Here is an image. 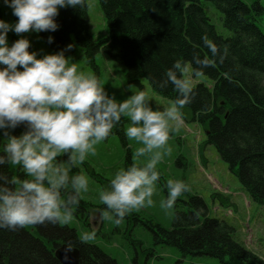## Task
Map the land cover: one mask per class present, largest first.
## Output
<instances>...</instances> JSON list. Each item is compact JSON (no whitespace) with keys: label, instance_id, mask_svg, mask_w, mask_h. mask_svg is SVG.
Wrapping results in <instances>:
<instances>
[{"label":"clouds","instance_id":"9594fccd","mask_svg":"<svg viewBox=\"0 0 264 264\" xmlns=\"http://www.w3.org/2000/svg\"><path fill=\"white\" fill-rule=\"evenodd\" d=\"M17 19L0 18V229L27 225L68 224L79 209L91 176L80 170L97 146L118 130L124 118L125 136L137 144L131 161L121 166L99 192L101 213L117 224L128 214L155 204L162 171L158 167L170 136L184 123V109L194 96L192 76L200 75L208 59L194 58L191 69L177 59L160 80L161 89L172 86L174 98L154 106L149 93L140 90L123 98L110 92L101 78L84 71L68 55L73 44L54 52L33 49L32 33L55 32L61 9L81 11L86 0H2ZM17 39L9 41V33ZM52 43L54 37H47ZM213 56L217 46L205 37ZM227 54L225 47L222 61ZM17 129H20L17 132ZM9 166L22 175H12ZM165 211L191 190L183 179H167ZM96 231L83 234L84 240Z\"/></svg>","mask_w":264,"mask_h":264},{"label":"trees","instance_id":"16d2710c","mask_svg":"<svg viewBox=\"0 0 264 264\" xmlns=\"http://www.w3.org/2000/svg\"><path fill=\"white\" fill-rule=\"evenodd\" d=\"M207 1L221 13L228 36L216 32L199 0H97L107 28L103 40L97 42L90 34L87 5L81 11L61 9L57 17L60 28L39 35L54 51L76 44L90 63L102 50L126 68L129 84L140 86L141 80H146L157 95L168 100L175 96L172 86L161 89L158 82L174 61L184 60L194 69L198 67L195 57L208 59L209 65L200 75L210 86H194L184 117L190 115L188 120L203 133L200 147L212 146L247 197L264 206V33L258 24L264 5L259 0L250 4L243 0ZM49 35L54 37L52 43L47 40ZM205 37L217 46V56L210 52ZM225 47L227 54L221 61L219 55ZM113 135L124 139L123 123ZM199 152L202 158L201 149ZM9 171L22 175L18 166H9ZM188 197L184 202L187 207L175 213L170 229L137 214L126 218L128 225L141 222L151 232L153 245L174 247L182 257L206 256L222 264H264L236 240L230 224L206 216L200 197ZM88 208L82 201L73 217L83 229L88 226L83 214ZM63 244L78 250L79 264H118L60 222L0 229V264H60L54 252Z\"/></svg>","mask_w":264,"mask_h":264},{"label":"rangeland","instance_id":"374dc122","mask_svg":"<svg viewBox=\"0 0 264 264\" xmlns=\"http://www.w3.org/2000/svg\"><path fill=\"white\" fill-rule=\"evenodd\" d=\"M199 1L216 32L228 36L229 32L222 24L221 13L207 0ZM243 1L250 4L255 0ZM259 2L264 5V0ZM86 5L90 34L95 41H101L107 37L105 18L97 0H86ZM0 9L3 19L13 22L17 19L12 15L11 8L5 6L2 0ZM258 24L264 33V13L259 17ZM17 38L14 32L9 33L10 42ZM29 38L32 40L33 49L54 52L39 34L32 33ZM69 55L77 60L84 71L98 74L104 86L110 92H115L118 98L145 90L149 93L154 106L163 107L170 102L157 95L146 80H141L140 86L129 84L126 79V68L108 58L102 50L96 54L93 63L87 61L84 51L76 44ZM189 68L190 72L187 75H191L190 65ZM192 79L194 86L197 84L210 86V81L202 75L192 76ZM188 119L190 115H186L183 125L171 134L168 142L171 152L165 155L158 165L165 177L161 178L160 187L169 178L183 179L191 186L188 194L185 193L177 199L173 209L165 211L160 207V200L166 196L162 187L154 196L153 206L128 214L119 224L101 213L100 210L104 207L99 200L100 190L107 186L108 181L121 166L131 161L137 147V144L129 140L125 134L123 140L117 135H111L97 146L96 155L80 166V170L91 176L90 189L82 196V201L89 205L88 211L84 209L83 212L88 226L83 229L74 220L66 225L76 230L81 238L85 232L94 229L97 233L95 239L82 240L97 245L118 264H132L133 258L136 259V264H222L217 259L206 256L182 257L178 250L171 246H155L152 243L151 232L146 230L141 222L132 221V224L128 225L126 218L131 214H137L142 219L149 217L162 228L170 229L175 213L182 212L187 207L184 202L189 201L188 195L197 196L205 205L207 217L223 219L230 224L235 230L236 240L264 261V206L252 202L247 197L237 178L229 172L227 165L219 159L212 146L200 147L203 133L196 123ZM122 123L124 130L128 126L127 118H124ZM212 195L218 197L213 198Z\"/></svg>","mask_w":264,"mask_h":264},{"label":"water","instance_id":"95a60500","mask_svg":"<svg viewBox=\"0 0 264 264\" xmlns=\"http://www.w3.org/2000/svg\"><path fill=\"white\" fill-rule=\"evenodd\" d=\"M54 255L60 264H79L77 250H72L65 245L56 249Z\"/></svg>","mask_w":264,"mask_h":264},{"label":"flooded vegetation","instance_id":"af4514ba","mask_svg":"<svg viewBox=\"0 0 264 264\" xmlns=\"http://www.w3.org/2000/svg\"><path fill=\"white\" fill-rule=\"evenodd\" d=\"M63 245H65V244H63ZM63 245H61V246H63ZM68 247H69V246H68ZM70 248H71V247H70ZM131 262H132V264H136V259L133 258Z\"/></svg>","mask_w":264,"mask_h":264}]
</instances>
